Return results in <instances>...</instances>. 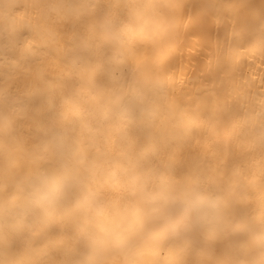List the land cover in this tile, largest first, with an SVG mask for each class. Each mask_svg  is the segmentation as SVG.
<instances>
[{
    "label": "clouds",
    "instance_id": "9594fccd",
    "mask_svg": "<svg viewBox=\"0 0 264 264\" xmlns=\"http://www.w3.org/2000/svg\"><path fill=\"white\" fill-rule=\"evenodd\" d=\"M231 59L264 0H220ZM185 0H0V264H264V97L190 102Z\"/></svg>",
    "mask_w": 264,
    "mask_h": 264
},
{
    "label": "bare ground",
    "instance_id": "6f19581e",
    "mask_svg": "<svg viewBox=\"0 0 264 264\" xmlns=\"http://www.w3.org/2000/svg\"><path fill=\"white\" fill-rule=\"evenodd\" d=\"M247 8H259L261 0H236ZM220 0H185V28L180 38L174 79L185 100L228 107L246 104L248 97H264V56L239 54L226 59L220 49L231 43L234 21H223L206 11Z\"/></svg>",
    "mask_w": 264,
    "mask_h": 264
}]
</instances>
